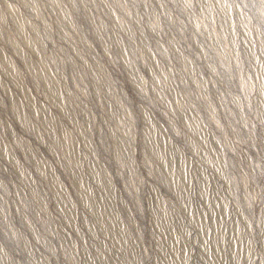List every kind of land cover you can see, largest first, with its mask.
<instances>
[{
	"label": "rangeland",
	"instance_id": "rangeland-1",
	"mask_svg": "<svg viewBox=\"0 0 264 264\" xmlns=\"http://www.w3.org/2000/svg\"><path fill=\"white\" fill-rule=\"evenodd\" d=\"M0 264H264V0H0Z\"/></svg>",
	"mask_w": 264,
	"mask_h": 264
}]
</instances>
